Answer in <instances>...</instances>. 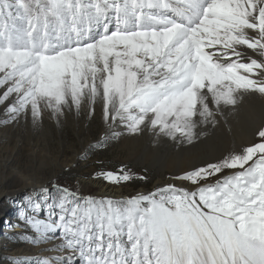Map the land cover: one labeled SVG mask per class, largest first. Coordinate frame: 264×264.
Here are the masks:
<instances>
[{
    "label": "snow or ice",
    "instance_id": "6c2138e0",
    "mask_svg": "<svg viewBox=\"0 0 264 264\" xmlns=\"http://www.w3.org/2000/svg\"><path fill=\"white\" fill-rule=\"evenodd\" d=\"M254 99L260 122L233 124ZM98 101L92 148L196 146L221 127L251 138L126 198L50 182L19 214L24 239L55 254L36 264H264V0H0V123L91 119ZM93 179L148 177L122 165Z\"/></svg>",
    "mask_w": 264,
    "mask_h": 264
},
{
    "label": "rangeland",
    "instance_id": "374dc122",
    "mask_svg": "<svg viewBox=\"0 0 264 264\" xmlns=\"http://www.w3.org/2000/svg\"><path fill=\"white\" fill-rule=\"evenodd\" d=\"M1 114L0 112V121H3L5 116ZM88 119L84 115H71L69 121L64 119L57 125L45 115L43 124L36 129H33L30 120L27 123L21 120L19 124L8 126L0 123V264H13L17 259L21 264H36V260L42 257L41 254L39 257L13 254L18 249L26 248V251H29V247H36L24 239L25 235L31 232L20 220L19 208L28 207V199L34 202L41 200L44 193L38 189L20 199H12L10 196L12 191L18 190L25 182L36 181L47 186L48 196L55 195L50 183L55 182L72 191H78L82 196L91 195L97 198H101L98 188L90 183L104 182L121 188L122 198H126L140 190L151 191L158 178L176 172V169H166L160 164L158 165L164 168L163 170H159L158 166L128 160L130 151L123 147L124 136L127 135L112 139L103 147H90L103 136V122L97 111L94 118ZM116 131L120 132L122 129L117 128ZM156 141L165 144L162 147L157 146L153 151L155 154L172 159L181 157L182 160L186 154L190 155L188 166L197 157L201 144L178 147L171 141L167 143L166 139ZM134 149L132 148V151ZM33 150L37 152L34 155L31 153ZM137 151L138 149L133 152ZM122 165L131 168L138 175L147 176L148 180L135 179L127 184L115 185L103 179H93L94 174L101 170L116 171Z\"/></svg>",
    "mask_w": 264,
    "mask_h": 264
},
{
    "label": "bare ground",
    "instance_id": "6f19581e",
    "mask_svg": "<svg viewBox=\"0 0 264 264\" xmlns=\"http://www.w3.org/2000/svg\"><path fill=\"white\" fill-rule=\"evenodd\" d=\"M261 105H262V102L259 99L245 101L243 107L241 108L240 113L234 118L233 124H236L237 122H239L240 128L248 127L249 124L251 123L249 119V114L253 110L255 111V116H256L255 124H258L261 119ZM96 111L101 117V107H100L99 101L96 106ZM0 112L3 114L2 108H0ZM70 118H71V115L67 117V121H69ZM54 122L56 123V121ZM104 133H105V125L103 123V135ZM151 137H152L151 135H144L143 139H141L142 136L141 138L124 136L123 147L130 151L128 152V156H127L128 160H132L135 163L139 162L140 164L141 163L151 164L154 167L158 166L160 167L159 170H163L164 168L166 169L168 168L170 170L176 169V172H178L182 168L187 167L190 164L189 159H191V156L187 154L183 160L181 157H175L172 159L168 156H166L165 158V157L159 156L158 154H155L153 151L156 150L157 146L162 147L165 144V142L156 141L154 138H151ZM250 138H251L250 131L245 133V132H241L240 130H237L236 135L233 136L232 134L228 133L226 127H221L218 130H216L214 134H210L209 137L205 138L201 142V144H199V153L197 157L193 159L191 165L199 163L200 159L202 158L214 157L229 148H232L234 146L239 147L241 144L246 143ZM167 143H170V141L167 140ZM135 147L136 149H134ZM132 148L134 150L138 149V151L140 149V151L133 152L134 150L132 151ZM31 153L32 155H34L37 152L33 150ZM158 164H160L164 168H161V166H159ZM164 164L166 166H164ZM164 178L165 177H162V176L158 178L157 181L155 182L154 188L157 185L163 184L165 182ZM28 179L29 178H27L26 180L28 181ZM90 184L93 185V187L98 188L99 195L101 198L109 197V198L120 199L123 197L121 188L113 187L109 184H105L104 182H91ZM44 186L45 185L40 184L36 181L35 182L33 181V183L25 182L24 184L20 186L18 190L12 191L10 193V196L12 199H20V197H22L23 195H31L34 192H36L38 189L40 190ZM137 193H147V192L140 190L136 192L135 194ZM24 209H27V207L25 206V207L19 208V211L21 212ZM56 242L58 243L59 241H56ZM47 247H51V245H41V246H36V247H29L30 248L29 251H26V248L21 249V250L18 249L14 251L13 254L15 255L24 254V255H28V257H33V255H36L39 257L40 254L42 256L55 255L54 253L44 252L43 249Z\"/></svg>",
    "mask_w": 264,
    "mask_h": 264
}]
</instances>
